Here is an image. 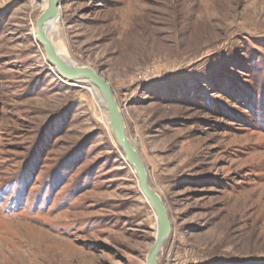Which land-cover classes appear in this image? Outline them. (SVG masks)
<instances>
[{"label":"rangeland","instance_id":"rangeland-1","mask_svg":"<svg viewBox=\"0 0 264 264\" xmlns=\"http://www.w3.org/2000/svg\"><path fill=\"white\" fill-rule=\"evenodd\" d=\"M0 0V264H147L153 208L87 82ZM55 41L111 84L171 232L159 264H264V0H60ZM78 83V84H77Z\"/></svg>","mask_w":264,"mask_h":264},{"label":"water","instance_id":"water-1","mask_svg":"<svg viewBox=\"0 0 264 264\" xmlns=\"http://www.w3.org/2000/svg\"><path fill=\"white\" fill-rule=\"evenodd\" d=\"M47 1L48 7L41 12L36 21L37 40L43 45L48 59L61 76L78 82H87L100 91L104 100V107L110 118L114 137L136 173L140 190L156 213L159 231L148 253L147 264H159V254L171 232L168 208L163 198L150 184L148 169L133 141L128 137L124 116L110 82L94 68L80 65L74 66L57 55L54 45L47 34V28L60 12V0Z\"/></svg>","mask_w":264,"mask_h":264},{"label":"bare ground","instance_id":"bare-ground-1","mask_svg":"<svg viewBox=\"0 0 264 264\" xmlns=\"http://www.w3.org/2000/svg\"><path fill=\"white\" fill-rule=\"evenodd\" d=\"M48 1H46V4L44 5V8L43 10H45L47 7H48ZM61 9H60V12L59 14L56 16V18H54V20H52L47 28V34L49 35L50 37V40L52 41L53 45H54V49L57 53L58 56H60L64 61L68 62L69 64H72L74 66L78 65L69 55L67 49L65 48L64 45H60L58 43H56L55 41V36L58 35L60 32H59V29H60V18H61ZM59 32V33H58ZM35 35H36V38H37V28L35 27ZM81 66V65H80ZM78 84V83H77ZM92 86V85H90ZM93 94H94V97L96 99V101L103 105L104 106V100H103V97L102 95L95 89H93ZM101 120L105 121L107 123V125H109V128L112 132V128H111V123H110V118H109V115L105 112V110H103L102 112V116H101ZM126 130H127V127H126ZM113 134V132H112ZM113 137H114V134H113ZM129 137V136H128ZM130 138V137H129ZM115 139V137H114ZM130 140H132L130 138ZM116 143L118 144L117 140L115 139ZM134 145H135V142L133 141ZM118 146L121 148V146L118 144ZM135 148H136V145H135ZM137 149V148H136ZM122 150V148H121ZM138 150V149H137ZM123 151V150H122ZM139 152V151H138ZM148 201V200H147ZM150 204V203H149ZM154 212V218H155V224H154V229H155V234L157 235L158 234V231H159V225H158V220H157V216H156V213L155 211L153 210Z\"/></svg>","mask_w":264,"mask_h":264}]
</instances>
